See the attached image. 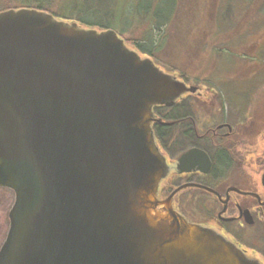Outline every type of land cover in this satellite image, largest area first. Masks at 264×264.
<instances>
[{"label": "water", "instance_id": "water-1", "mask_svg": "<svg viewBox=\"0 0 264 264\" xmlns=\"http://www.w3.org/2000/svg\"><path fill=\"white\" fill-rule=\"evenodd\" d=\"M197 90L113 29L0 12V264H261L158 199L153 107Z\"/></svg>", "mask_w": 264, "mask_h": 264}, {"label": "flooded vegetation", "instance_id": "flooded-vegetation-1", "mask_svg": "<svg viewBox=\"0 0 264 264\" xmlns=\"http://www.w3.org/2000/svg\"><path fill=\"white\" fill-rule=\"evenodd\" d=\"M244 4L246 48L229 50V71L184 80L198 90L153 107L152 128L168 167L158 199L173 195V209L188 222L264 264V0ZM192 150L198 156L182 163Z\"/></svg>", "mask_w": 264, "mask_h": 264}, {"label": "trees", "instance_id": "trees-1", "mask_svg": "<svg viewBox=\"0 0 264 264\" xmlns=\"http://www.w3.org/2000/svg\"><path fill=\"white\" fill-rule=\"evenodd\" d=\"M216 1L220 9L226 8L221 7L224 6L222 0ZM212 4L210 0H0V12L36 9L66 22H77L84 28L113 29L125 39L130 49L178 76V69L161 62L166 57L175 58L182 53L184 57L186 54L197 59L199 52L194 53L191 49L195 45L196 51L203 49L198 40L200 30L186 22L190 19L196 21L200 11ZM182 28H185L184 35L180 33ZM13 200L14 193L10 190L5 202L11 204Z\"/></svg>", "mask_w": 264, "mask_h": 264}, {"label": "rangeland", "instance_id": "rangeland-1", "mask_svg": "<svg viewBox=\"0 0 264 264\" xmlns=\"http://www.w3.org/2000/svg\"><path fill=\"white\" fill-rule=\"evenodd\" d=\"M210 1H213L214 5L205 6L206 8L200 11V15L196 21L195 19H190L186 22L187 25L194 24L193 26L198 27V30H200L199 34H201V38L199 35L198 40L203 49L196 51L195 49H198L196 45L191 49L194 50V53L199 52L197 59L195 60L186 54L184 57V53H182L180 56L183 57H166V60L161 62L170 66L172 69H178V76L183 75L182 79L191 84H196L204 78L212 77V72L214 71L221 73L229 71L231 60L235 56L229 50H242L246 48L244 36L241 33L244 30L243 24L246 22L244 19L250 17V15L248 14L242 18L240 13L243 14L245 8L244 3L249 0H222L224 6L221 7H226L224 9H220L218 7L219 5L217 6L218 3L216 0ZM260 1L256 0V2ZM180 33L184 35L185 28H182ZM239 59L242 60L244 58L239 57ZM162 69L166 71L168 68H165L166 70L164 68ZM211 80H216L214 74ZM193 100H196V96L193 97ZM9 193L10 190L8 188H0V246L8 231V213L14 201L11 204L5 202V198L9 196Z\"/></svg>", "mask_w": 264, "mask_h": 264}]
</instances>
